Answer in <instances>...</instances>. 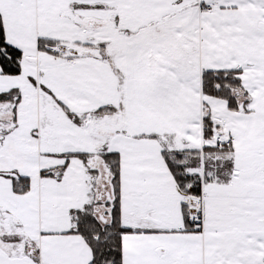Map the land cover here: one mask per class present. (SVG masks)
<instances>
[{
    "label": "snow or ice",
    "instance_id": "snow-or-ice-1",
    "mask_svg": "<svg viewBox=\"0 0 264 264\" xmlns=\"http://www.w3.org/2000/svg\"><path fill=\"white\" fill-rule=\"evenodd\" d=\"M0 264H264V0H0Z\"/></svg>",
    "mask_w": 264,
    "mask_h": 264
}]
</instances>
